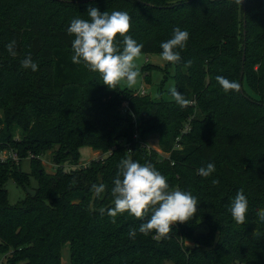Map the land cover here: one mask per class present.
<instances>
[{
    "label": "trees",
    "instance_id": "trees-1",
    "mask_svg": "<svg viewBox=\"0 0 264 264\" xmlns=\"http://www.w3.org/2000/svg\"><path fill=\"white\" fill-rule=\"evenodd\" d=\"M90 7L126 11L127 35L143 44V54L160 55L174 28L187 30L180 62L165 66L174 70V88L194 103L181 107L110 89L101 74L74 64L67 29L75 18L89 19ZM13 40L16 56L6 50ZM29 55L35 72L21 66ZM217 76L240 90L225 92ZM0 112L7 124L0 151L33 156L29 174L37 185L30 196L28 176L10 158L0 161L5 264H61L64 245L69 264H264V222L257 216L264 209V0H0ZM149 134H157L165 158L142 144ZM178 135L182 148L175 151ZM83 146L110 153L77 167ZM47 151L53 174L39 161ZM128 157L150 163L170 188L200 201L192 220L175 224L167 238L138 231L150 214L143 221L127 212L108 215L118 165ZM65 163L74 168L65 171ZM209 163L215 172L200 176ZM8 180L25 191L13 205ZM93 184L106 186L99 197ZM240 189L248 200L243 225L229 211Z\"/></svg>",
    "mask_w": 264,
    "mask_h": 264
},
{
    "label": "clouds",
    "instance_id": "clouds-1",
    "mask_svg": "<svg viewBox=\"0 0 264 264\" xmlns=\"http://www.w3.org/2000/svg\"><path fill=\"white\" fill-rule=\"evenodd\" d=\"M241 2L242 0H236L240 5ZM87 15L89 19H73L67 29V33L74 37L71 42L74 53L72 62L83 63L90 71L101 74L103 84L110 89H116L121 81H126L129 86L135 85L139 69L134 61L141 55L143 44L127 35L131 28L130 15L126 11L101 12L95 7H90ZM118 34L122 40L117 39ZM188 39L187 30L174 28L172 37L160 44L161 59L172 64L179 63V50L186 47ZM15 45V40L6 45V50L12 56L17 54ZM21 66L30 68L33 72L38 70V64L30 55L21 61ZM185 66L190 67L191 61ZM216 80L225 92L240 90L241 86L235 80L223 76H217ZM170 95L181 107L194 103L174 87L170 89ZM118 169L111 189L114 207L108 210L110 217L115 218L118 214L127 212L143 221L150 214L139 225L138 231L148 235L155 230L157 238H167L175 224L188 223L197 213L200 203L198 198L190 191L170 188L167 178L150 163L141 164L128 157L120 161ZM213 172V163L198 169V174L202 177H208ZM211 183L215 186L219 181L213 179ZM105 187L104 184H93L92 190L99 197ZM229 211L237 224H246L248 200L243 189L236 193ZM257 216L264 222V209H260ZM136 232V229H130L128 236L135 238Z\"/></svg>",
    "mask_w": 264,
    "mask_h": 264
},
{
    "label": "rangeland",
    "instance_id": "rangeland-1",
    "mask_svg": "<svg viewBox=\"0 0 264 264\" xmlns=\"http://www.w3.org/2000/svg\"><path fill=\"white\" fill-rule=\"evenodd\" d=\"M134 63L138 66L139 76L137 77V83L133 86H129L126 81H121L118 84V88L120 90L129 89L133 90L134 93L138 96H145V98L151 99H159L163 101H172L173 98L170 95V89L174 87V70L173 68H166V61L161 59L159 54H143L134 61ZM143 90V94L140 92ZM126 105L125 103L120 107V111L122 114L126 113L125 111ZM133 120L136 118L133 116ZM186 130V125L179 132L181 135ZM182 132V133H181ZM7 133V124L5 122L4 116L2 112H0V138ZM134 138L139 139V132H134ZM14 134L16 136L19 135V130H14ZM179 135L175 139V143L173 144L172 150H181V146L178 145ZM142 144L145 145L147 149H153L157 152L159 158H165L166 155L161 152L159 144H158V136L157 134H149L146 135L142 139ZM51 152L47 151L41 155L39 161L41 166L44 168L45 172L48 174H53L55 172L56 166L51 162ZM80 158L78 161L77 167L86 166L91 160L102 159L109 155L110 151L104 152L101 150H93L90 147L83 146L79 149ZM12 154L11 151L2 150L0 151V158L4 161L10 157ZM11 159V158H10ZM33 159V156H28L24 159H19L18 156L15 160H12L13 163L18 167L19 171L25 173L28 176L29 187L28 189L35 188L36 182L30 176V167L29 163ZM74 167L70 166L68 163L64 164L65 171H70ZM5 189L7 190L8 202L13 205L17 203L19 200H22L25 197V191L23 188L18 187L14 184L12 180H8L5 184ZM6 255H0V264H5L7 259ZM61 264H69V254H68V246L64 245L61 248Z\"/></svg>",
    "mask_w": 264,
    "mask_h": 264
},
{
    "label": "water",
    "instance_id": "water-1",
    "mask_svg": "<svg viewBox=\"0 0 264 264\" xmlns=\"http://www.w3.org/2000/svg\"><path fill=\"white\" fill-rule=\"evenodd\" d=\"M90 1H92V0H90ZM244 26H245V23L243 22V27ZM243 34H245V32H243ZM243 59H244V56H243ZM26 192L32 197L35 195V192L33 190L28 189V188H26Z\"/></svg>",
    "mask_w": 264,
    "mask_h": 264
},
{
    "label": "built area",
    "instance_id": "built-area-1",
    "mask_svg": "<svg viewBox=\"0 0 264 264\" xmlns=\"http://www.w3.org/2000/svg\"><path fill=\"white\" fill-rule=\"evenodd\" d=\"M143 93H144V92H143V90H142V91L140 92V94H143ZM16 157H17V156H16L15 154L12 153V154L10 155L9 158H11L12 160H15ZM0 160H2V158H0Z\"/></svg>",
    "mask_w": 264,
    "mask_h": 264
}]
</instances>
